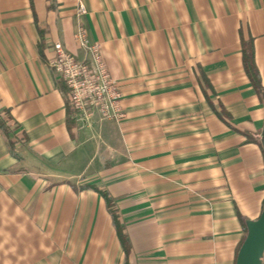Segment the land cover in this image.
I'll list each match as a JSON object with an SVG mask.
<instances>
[{
  "label": "crops",
  "instance_id": "obj_1",
  "mask_svg": "<svg viewBox=\"0 0 264 264\" xmlns=\"http://www.w3.org/2000/svg\"><path fill=\"white\" fill-rule=\"evenodd\" d=\"M79 27L119 121L73 118L50 67L87 60ZM249 41L264 88V0H0V264H235L264 203Z\"/></svg>",
  "mask_w": 264,
  "mask_h": 264
},
{
  "label": "built area",
  "instance_id": "obj_2",
  "mask_svg": "<svg viewBox=\"0 0 264 264\" xmlns=\"http://www.w3.org/2000/svg\"><path fill=\"white\" fill-rule=\"evenodd\" d=\"M85 13L82 5L78 15ZM75 42L87 52L86 61H75L67 55L63 47L53 45L54 59L50 67L63 80L73 118L86 121L94 111L102 120L119 121L124 115L121 110L122 97L112 81L101 56L100 45L89 43L85 31L79 27L74 34Z\"/></svg>",
  "mask_w": 264,
  "mask_h": 264
},
{
  "label": "trees",
  "instance_id": "obj_3",
  "mask_svg": "<svg viewBox=\"0 0 264 264\" xmlns=\"http://www.w3.org/2000/svg\"><path fill=\"white\" fill-rule=\"evenodd\" d=\"M242 64H243L245 74L247 75L253 89L255 90L257 96L259 97V100L261 101V103L264 107V88L261 86L260 76H259V73H258L257 68L255 66V63H254L252 41H249L247 43H242ZM216 115L218 117H221L220 116L221 114L216 113ZM10 122H11V118H10L8 112L5 113L4 117H0V131L3 133V135L6 136L7 146L9 147L11 154H13L12 150L14 147V141H12L11 137H10L11 136L10 135V133H11ZM99 193L102 196V198L104 199V201H105V203L109 209V212L113 218V223H114L115 229L117 230L118 238H119L121 244H124V237L122 235L121 228H120V225H119L118 220H117L116 212L114 210V204L105 192L100 191ZM243 227H244V231L246 233L244 221H243Z\"/></svg>",
  "mask_w": 264,
  "mask_h": 264
},
{
  "label": "water",
  "instance_id": "obj_4",
  "mask_svg": "<svg viewBox=\"0 0 264 264\" xmlns=\"http://www.w3.org/2000/svg\"><path fill=\"white\" fill-rule=\"evenodd\" d=\"M264 152V133L261 135ZM246 234L237 252L235 264H262L264 255V203L256 220L245 221Z\"/></svg>",
  "mask_w": 264,
  "mask_h": 264
}]
</instances>
